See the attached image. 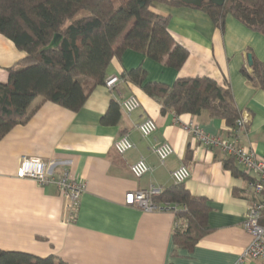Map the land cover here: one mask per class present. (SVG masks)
I'll return each mask as SVG.
<instances>
[{
  "label": "crops",
  "instance_id": "0c3cea01",
  "mask_svg": "<svg viewBox=\"0 0 264 264\" xmlns=\"http://www.w3.org/2000/svg\"><path fill=\"white\" fill-rule=\"evenodd\" d=\"M151 10L169 18L174 38L190 54L180 70L152 59L145 52L127 48L112 59L107 77L122 79L113 91L94 87L81 109L73 111L51 101L35 99L36 111L23 124L0 138V249L21 251L38 257H60L68 264H237L251 235L244 222L251 207L264 203L250 187L256 177L236 163L247 177L236 176L226 166L229 157L219 148H208L187 131L186 124L199 122L206 132L230 137L225 121L167 111L123 73L142 67L148 81L173 84L179 77L208 76L230 82L245 128L239 133L243 145L264 156V90L250 85L242 74L248 54L264 62V34L254 31L232 15L216 26L204 10L186 5L153 3ZM9 38L0 34V83H7L8 69L25 57ZM136 95L141 107L131 114L120 108L116 123H105L112 101ZM153 118L157 130L143 137L138 130L145 118ZM127 135L134 147L119 154L115 141ZM165 142L175 152L161 161L155 148ZM40 157L55 179L68 173L70 180L84 183L76 216H69L67 201L55 182L41 185L17 177L21 158ZM144 159L151 170L138 178L131 165ZM191 176L183 183L193 196H202L210 206V232L189 252L173 242L176 227H185L175 209L147 212L126 204V194L176 185L172 172L181 165ZM173 205H178L172 203ZM240 264H264L248 259Z\"/></svg>",
  "mask_w": 264,
  "mask_h": 264
},
{
  "label": "trees",
  "instance_id": "16d2710c",
  "mask_svg": "<svg viewBox=\"0 0 264 264\" xmlns=\"http://www.w3.org/2000/svg\"><path fill=\"white\" fill-rule=\"evenodd\" d=\"M186 5L207 12L216 26L232 15L248 28L264 34V0H226L222 6L208 0L200 5L182 0H0V34L9 38L26 55L8 69V82L0 83V138L23 124L36 111L38 97L73 111L85 104L90 91L104 85L112 59L127 48L145 52L152 59L180 70L189 57L169 28V18L151 10L153 3ZM253 63L242 74L250 85L264 90V62L252 55ZM159 103L163 113L199 115L225 121L229 132L242 117L230 82L219 83L208 76L179 77L173 84L148 81L142 67L123 73ZM121 106L112 101L105 123H116ZM226 166L236 176L247 177L233 158ZM158 202L178 204L176 247L191 252L210 232L206 198L193 196L182 184L169 186L156 197ZM264 223V208L262 209ZM0 264H68L60 257H38L21 251L0 249Z\"/></svg>",
  "mask_w": 264,
  "mask_h": 264
},
{
  "label": "built area",
  "instance_id": "2783aa9c",
  "mask_svg": "<svg viewBox=\"0 0 264 264\" xmlns=\"http://www.w3.org/2000/svg\"><path fill=\"white\" fill-rule=\"evenodd\" d=\"M122 79L118 75H112L106 78L104 86L113 91ZM141 107V101L136 95H131L121 101V108L128 114L133 113ZM247 115L242 116L231 129V136L226 138L220 135H213L202 127L199 122L191 121L186 124V129L197 137L200 143L208 148H219L226 156L233 158L236 163L252 171L256 177L250 181V187L257 195L264 196V156L259 155L252 147L243 145L238 136L245 128ZM138 130L143 137L152 135L157 130V123L153 118L143 119ZM115 150L119 154H125L134 147L133 142L127 135L121 136L114 143ZM175 152L174 147L169 142L162 143L155 148V153L163 162ZM151 170L144 159H140L131 165V171L134 176L140 178ZM17 177L31 178L41 185L55 182L58 189L67 201L69 216L74 219L76 216V207L78 200L85 190V184L70 180L68 173L60 179H55L49 164L40 157L26 156L21 158L17 169ZM191 176L190 168L187 165H181L172 172V178L176 184L184 183ZM161 190L151 187L147 190H138L126 194V204L137 206L147 212H153L160 209H178V205L170 202H158L156 197ZM264 203L259 207H251L244 226L252 239L250 244L242 253L240 264L248 259H261L264 262V223H262V209Z\"/></svg>",
  "mask_w": 264,
  "mask_h": 264
},
{
  "label": "water",
  "instance_id": "95a60500",
  "mask_svg": "<svg viewBox=\"0 0 264 264\" xmlns=\"http://www.w3.org/2000/svg\"><path fill=\"white\" fill-rule=\"evenodd\" d=\"M182 1L188 4L197 5V6H200L204 2V0H182ZM208 1L212 4L219 5V6L224 5L226 2V0H208ZM252 63H253L252 54L249 53L248 54V64L251 66Z\"/></svg>",
  "mask_w": 264,
  "mask_h": 264
}]
</instances>
